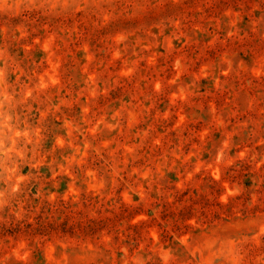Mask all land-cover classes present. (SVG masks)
<instances>
[{
	"label": "rangeland",
	"instance_id": "1",
	"mask_svg": "<svg viewBox=\"0 0 264 264\" xmlns=\"http://www.w3.org/2000/svg\"><path fill=\"white\" fill-rule=\"evenodd\" d=\"M0 264H264V0H0Z\"/></svg>",
	"mask_w": 264,
	"mask_h": 264
}]
</instances>
